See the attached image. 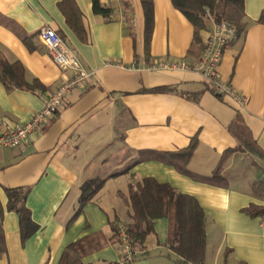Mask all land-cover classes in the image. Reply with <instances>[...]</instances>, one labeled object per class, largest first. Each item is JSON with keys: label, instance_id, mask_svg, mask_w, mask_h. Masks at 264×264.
<instances>
[{"label": "crops", "instance_id": "1", "mask_svg": "<svg viewBox=\"0 0 264 264\" xmlns=\"http://www.w3.org/2000/svg\"><path fill=\"white\" fill-rule=\"evenodd\" d=\"M74 1L80 33L65 22L59 0H0V53L22 65L27 82L38 84L8 90L0 81V118L25 122L71 74L53 62L37 37L42 27L55 29L91 73L28 136L23 151L0 148V264H58L64 247L83 238L92 242L83 264H124L112 228L130 221L128 191L144 177L197 200L204 216V264H264V223L243 210L250 203L264 205V24L257 21L264 0L243 1L245 32L225 46L215 68L244 97L243 105L218 95L196 72L151 67L162 61L195 64L212 21L192 44L187 18L170 0H152L146 43L140 0H100L111 8L109 19L93 13L91 0ZM162 86L171 90L149 91ZM236 115L258 153L226 154L238 146L229 128ZM192 141L184 164L196 177L183 173L172 155ZM218 165L222 183L197 178ZM114 172L119 173L110 176ZM89 179H102V186L78 210L80 188ZM256 182L262 185L254 194ZM16 186L28 190L25 205L38 226L25 239L18 215L7 208L6 188ZM167 224L164 217L154 220L130 264L176 263L177 255L164 244Z\"/></svg>", "mask_w": 264, "mask_h": 264}, {"label": "trees", "instance_id": "2", "mask_svg": "<svg viewBox=\"0 0 264 264\" xmlns=\"http://www.w3.org/2000/svg\"><path fill=\"white\" fill-rule=\"evenodd\" d=\"M126 1V0H125ZM143 10L144 20V37L146 43L149 39L153 22V4L152 0H140ZM172 5L177 8L193 26V43L201 41L200 32L208 28L209 22L225 21L235 27V37L244 34L246 22L244 20V0H170ZM59 10L62 11L65 22L68 23L75 31L82 32L81 13L77 9L74 0H59ZM126 5V2H125ZM91 8L93 13L102 15L109 19L111 8L101 4L100 0H91ZM257 21L264 24V8L258 14ZM233 39V40H234ZM203 44L199 46L200 52ZM23 67L18 61L12 63L7 61L0 53V81L6 89H25L32 90L38 86L37 83H29L25 80ZM171 90V87H154L149 91L161 92ZM219 95V94H218ZM230 131L238 139V146L226 151V154L235 150L243 149L250 153H258L254 140L250 137L247 128L240 121L238 115L231 121L229 125ZM193 141L190 145L180 152L172 155L179 159L178 168L186 174L192 175L185 167L186 162L192 153ZM223 158V156H222ZM114 172L110 176L118 175ZM196 177V176H194ZM204 182L222 183L224 178L221 175L220 165L216 167L211 175L197 177ZM102 179L86 180L80 188V196L78 200V210L87 203L91 197L102 186ZM261 182L253 184L252 191L257 194L261 190ZM27 189L24 187L6 188L7 208L13 210L18 215L19 232L22 239L29 237L34 233L38 226L30 216V211L25 205V195ZM129 202L132 213L130 221L125 224L127 231L131 236L132 249L137 251L142 249L146 236L152 232L154 220L159 217L167 219V237L164 244L174 251L177 255L175 264H204V254L206 245V235L204 227L203 211L197 200L188 194L177 192L167 183L157 182L153 178L144 177L136 185L129 188ZM77 210V211H78ZM245 214L250 217H259L264 223V205L250 203L243 208ZM76 211V212H77ZM1 214V211H0ZM264 227V226H263ZM112 233L116 246L119 248V239L116 226H113ZM0 231V255L4 252V237ZM92 242L88 238H83L64 247L58 264H83L82 257L91 248ZM136 255V254H135ZM129 261H123L124 264H130L134 257ZM245 264V263H238Z\"/></svg>", "mask_w": 264, "mask_h": 264}, {"label": "built area", "instance_id": "3", "mask_svg": "<svg viewBox=\"0 0 264 264\" xmlns=\"http://www.w3.org/2000/svg\"><path fill=\"white\" fill-rule=\"evenodd\" d=\"M235 27L225 21L214 22L207 38L202 43L203 49L200 52L198 61L195 64H187L184 61L158 62L153 64V69L182 70L198 73L205 83L220 96L232 98L239 105H243L245 99L237 95L234 89L218 76L217 68L225 46L233 41ZM42 44L46 47L48 54L61 69L69 70L70 76L66 77L55 90L41 101L42 107L37 110L28 120L22 123H11L0 118V148L25 149L28 136L41 126L46 125L61 106V101L66 94L75 88H82L87 83L90 72L86 71L77 58L67 49V45L59 33L52 27H42L38 35ZM120 254L123 261L131 260L136 251L132 249L131 236L125 224L117 225Z\"/></svg>", "mask_w": 264, "mask_h": 264}, {"label": "rangeland", "instance_id": "4", "mask_svg": "<svg viewBox=\"0 0 264 264\" xmlns=\"http://www.w3.org/2000/svg\"><path fill=\"white\" fill-rule=\"evenodd\" d=\"M108 169V168H107ZM110 169V168H109Z\"/></svg>", "mask_w": 264, "mask_h": 264}]
</instances>
